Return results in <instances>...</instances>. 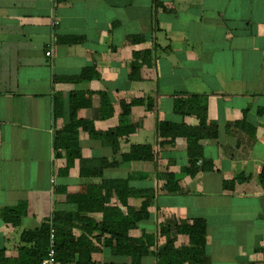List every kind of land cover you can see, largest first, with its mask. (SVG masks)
<instances>
[{"label":"crops","instance_id":"0c3cea01","mask_svg":"<svg viewBox=\"0 0 264 264\" xmlns=\"http://www.w3.org/2000/svg\"><path fill=\"white\" fill-rule=\"evenodd\" d=\"M73 93L79 103L90 97L78 118L102 133L117 130H80L83 157L106 163L100 175L82 174L78 158L59 172L67 160L54 151V133L71 121ZM181 93L205 97L208 121L218 126L215 137L199 140L197 157L185 136L168 144L172 130L158 134L163 121L198 124L174 112ZM262 106L264 0H0V264H39L42 225L56 212L78 211L94 222L72 220L65 228L73 240L88 235L99 264H134L102 231L103 209L116 208L117 221L139 211L143 198L128 187L154 192L149 218L130 236L202 219L210 264H264ZM134 145H150L154 156L128 158ZM166 172L178 190L164 189ZM115 179L126 185L96 193L94 209L67 198ZM164 241L137 264H157ZM187 242L178 235L176 245Z\"/></svg>","mask_w":264,"mask_h":264},{"label":"trees","instance_id":"16d2710c","mask_svg":"<svg viewBox=\"0 0 264 264\" xmlns=\"http://www.w3.org/2000/svg\"><path fill=\"white\" fill-rule=\"evenodd\" d=\"M79 93H73L71 99V121L64 127L56 129L54 133V151L57 156H65L67 163L65 167H62L59 172L66 174L69 168L75 163L78 158L80 160V172L82 174H102L103 168L106 163L102 159H88L82 155V149L79 142V133L81 129L89 130L92 134L98 137L109 136L111 133H116L117 130H111L108 132L96 131L91 126V121L81 119L77 117V109L81 105L88 102L79 103ZM90 94H88L89 96ZM78 102V103H77ZM55 115L60 114V108L62 107V100L60 96L56 97L55 101ZM261 111H264V106L261 107ZM174 112L182 118L186 115H193L198 119L196 126L188 125L183 121L170 122L163 121L158 126V134H167L169 130H172V139L166 141L168 144H173L177 136H185L188 141V154L190 157H197L201 152V144L199 140L201 138H212L217 135L218 126L208 121V108L206 98L197 93H181L175 100ZM94 131V132H93ZM165 142H162V144ZM154 155L150 145H134L130 152L127 154L128 158L134 159H148ZM166 171V170H165ZM264 172V171H263ZM165 184L163 185L166 191H176L178 186L174 181V174L172 172L164 173ZM263 178V177H262ZM264 179V178H263ZM126 185L125 181L121 180H105L103 184L91 190L87 186H82L80 191L75 194H67L68 200L84 201L78 205L79 210L88 211L94 209L91 206L95 203H99V195L102 189H106V192L116 188L119 189ZM126 187V186H125ZM127 188V187H126ZM89 191V192H88ZM127 194H134L143 198L139 211H133L129 208L127 215L123 216V219L117 221L116 215L120 217V212L115 208L103 209L104 222L108 225L106 228H102L109 232L112 237L109 239V243L119 253H123L131 258V263H140L142 259L150 253L152 246L159 244V237L164 236L165 241L160 244L159 249L156 252L157 264H210L209 256L206 252V222L202 219L194 220L193 222H178L173 227L161 226L158 229L159 234L148 233L142 231L140 236H130L129 230L137 227L140 221H144L149 218L148 206L150 204V197L154 192L151 189H135L128 187ZM101 209L100 207H98ZM98 209V210H99ZM102 210V209H101ZM79 211L76 213H60L56 212L53 216V223L56 229V249L57 260L61 264H67L68 259L73 256L74 252H78V259L76 264H99L97 259L93 256L95 252L99 250L96 245H93L88 239V235H83L77 240H73L69 231L67 232L66 226L76 219L80 222L93 223V219L79 215ZM67 222V223H66ZM105 225V224H104ZM49 220L46 221L39 231L45 239L44 254L39 256L38 263L41 264L42 259L46 255L48 247V233H49ZM87 228V226H86ZM93 227L88 225L87 232L91 233ZM179 234H185L188 236V242L176 245V240ZM72 241V242H71ZM115 264V263H107ZM127 264V263H122Z\"/></svg>","mask_w":264,"mask_h":264},{"label":"built area","instance_id":"2783aa9c","mask_svg":"<svg viewBox=\"0 0 264 264\" xmlns=\"http://www.w3.org/2000/svg\"><path fill=\"white\" fill-rule=\"evenodd\" d=\"M50 46L49 49H47L46 54L48 56L53 55V49ZM49 233H48V247L46 251L45 257L42 259L41 264H59L57 260V249H56V229L54 227L53 219L52 217L49 219Z\"/></svg>","mask_w":264,"mask_h":264}]
</instances>
